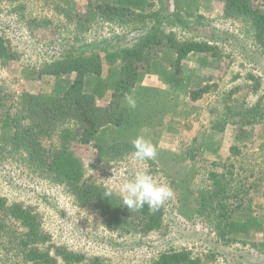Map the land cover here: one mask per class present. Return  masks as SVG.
<instances>
[{"label":"trees","instance_id":"1","mask_svg":"<svg viewBox=\"0 0 264 264\" xmlns=\"http://www.w3.org/2000/svg\"><path fill=\"white\" fill-rule=\"evenodd\" d=\"M181 2L184 1L176 0L177 9L190 12L197 0H189V11L180 6ZM153 7L154 0H87L80 11H73L70 2L65 4L60 12H64L77 34L66 39L67 47L54 60L45 61L41 69L43 75L70 77L69 85L60 91L39 92L33 98L0 86V159H21L37 176L64 185L76 206L99 212L107 230L148 237L167 232L164 208L129 210L113 192L111 197L105 196L109 189L87 178L72 149H94L99 159L113 160L131 154L132 141L148 130L162 128L170 121L177 123L179 118L189 119V123L197 121L198 128L191 130L192 140L189 138L185 154L189 158V181L195 178L196 164L207 162L211 170L207 173L209 184L200 191L196 216L214 229L216 241L226 245L242 242V236L263 234L260 218L250 212L241 219L238 214L249 212L264 180V136L258 137L260 152L253 153L256 156L251 166H242L239 171L230 161L217 164L201 156L204 134L225 131L229 126L241 142L230 147L231 156H243L254 147L246 139L256 136L254 127L264 119V93L254 102L248 101L247 95L258 92L262 84L253 83L241 99L245 86L221 92V76L217 80L206 77L208 83L196 77L189 83L186 95L180 93L183 62L191 55L216 61L220 51L209 42L179 41L171 34L162 35L158 31L162 21L159 13L151 11ZM224 9L229 18L249 26L258 44H264V0H225ZM172 17L173 22H179L182 16L177 10ZM147 19L151 26L134 28L132 33L143 34L128 46H124L126 35L91 42L82 39L93 23L102 21L123 27ZM155 48L158 49L153 52ZM21 58L10 41L0 35V66L17 64ZM105 65L114 68L117 82V76L114 83L102 77ZM90 75L95 79L91 92H87L86 77ZM150 75L162 77L166 88L138 86ZM126 95L136 101L134 109L128 107ZM76 129L77 145L71 141ZM196 129L203 133L201 141L193 135ZM154 147L157 149L155 144ZM183 191L192 193L187 187ZM4 251L14 254L23 264H107L99 259L90 262L83 253L55 245L37 208L11 203L0 193V252ZM213 254L207 259L220 253ZM153 264L204 263L190 251H169Z\"/></svg>","mask_w":264,"mask_h":264},{"label":"rangeland","instance_id":"2","mask_svg":"<svg viewBox=\"0 0 264 264\" xmlns=\"http://www.w3.org/2000/svg\"><path fill=\"white\" fill-rule=\"evenodd\" d=\"M183 1L184 4L181 2L180 6L189 11V0ZM69 2L73 11H80L87 4V0H0V35L9 40L12 48L22 55L19 63L0 66V86L30 98L39 92H55L68 87L70 77L43 75L41 67L45 61L54 60L60 54L59 51L67 47L66 39H73L77 34V29L69 23L64 12H60ZM175 2L176 0H154L151 11L159 13V20L162 21L158 31L162 35L171 34L179 41L209 42L218 46L220 51V57L216 61L191 55L183 62V87L180 93L186 95L193 78H204L202 82L208 83L206 77L217 80L221 76V92L245 86L241 99L245 98L253 83L260 82L262 86L258 92L247 95L248 101H256L264 93V44L255 41L246 23L227 16L224 11L225 0H197L192 4L190 12L177 9ZM177 10L182 17L179 22H173L172 14ZM150 24L149 19L123 27L101 21L93 23L83 33L82 39L91 42L126 35L124 46H128L143 34V31L136 34L132 30L137 26H151ZM169 53L172 55L173 52ZM116 76L117 82L118 75L114 68L105 65L102 77L114 83ZM94 79L91 76L88 84L85 83L87 92V87L91 90ZM142 85L166 88L162 77L154 75L146 76L138 84ZM188 106L189 103L185 102V107ZM170 122L172 123L143 134L156 145L157 154L154 159L134 161L129 154L113 160H101L96 150L77 147L71 152L82 163L89 180L110 189L117 197L119 186L141 171L152 175L158 182L169 185L175 195L162 205L168 226L165 233L142 237L137 233L120 234L107 230L99 212L76 206L64 185L37 176L20 158L18 161L0 159V193L11 203L22 202L37 208L53 243L85 254L90 262L99 259L107 264H153L165 252L190 251L194 258H200L204 264H264V233L242 236V242L226 245L216 241L214 229L202 217L196 216L200 205V191L209 184L207 173L211 167L207 162L196 164L195 178L189 181V158L185 154L189 150L191 130L198 128V124L197 121L189 123V119L186 121L180 118L177 123ZM254 128L256 136L246 139L254 145L251 147L253 150L243 156H231L230 147L241 143L235 139L231 126L225 131L205 133L201 156L217 164H228L230 161L235 164L236 171L241 170L242 166H251L256 156L253 153L260 152L258 137L264 136V119ZM77 135L76 129L71 140L75 145L78 143ZM193 135L198 136L201 141L203 133L196 129ZM262 181L255 192V200L249 212L238 214L239 218L245 219L251 212L264 223V180ZM182 184L192 193H185ZM181 199L185 202H181ZM216 251L220 254L212 260L207 259V255H214ZM0 264L23 263L14 254L4 251L0 252Z\"/></svg>","mask_w":264,"mask_h":264},{"label":"clouds","instance_id":"3","mask_svg":"<svg viewBox=\"0 0 264 264\" xmlns=\"http://www.w3.org/2000/svg\"><path fill=\"white\" fill-rule=\"evenodd\" d=\"M125 100L128 107L135 108L136 101L131 95H126ZM134 151L130 158L134 161H145L154 159L156 149L152 142L144 135H138L132 141ZM111 190L104 192V195L111 197ZM118 194L122 205L129 210H140L147 206L151 211H157L175 193L166 183L158 182L154 177L146 172H137L134 177L122 183L118 188Z\"/></svg>","mask_w":264,"mask_h":264},{"label":"crops","instance_id":"4","mask_svg":"<svg viewBox=\"0 0 264 264\" xmlns=\"http://www.w3.org/2000/svg\"><path fill=\"white\" fill-rule=\"evenodd\" d=\"M91 76L92 75L86 77V84H88L87 81H88L89 78H91ZM87 88H88L89 92H91V90L89 89V87H87Z\"/></svg>","mask_w":264,"mask_h":264}]
</instances>
